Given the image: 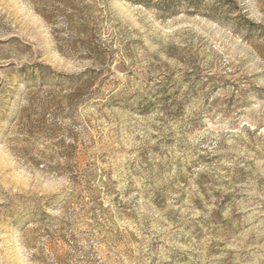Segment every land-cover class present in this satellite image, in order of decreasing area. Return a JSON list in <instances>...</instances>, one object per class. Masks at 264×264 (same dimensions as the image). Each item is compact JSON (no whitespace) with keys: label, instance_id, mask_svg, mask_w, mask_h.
Masks as SVG:
<instances>
[{"label":"rangeland","instance_id":"rangeland-1","mask_svg":"<svg viewBox=\"0 0 264 264\" xmlns=\"http://www.w3.org/2000/svg\"><path fill=\"white\" fill-rule=\"evenodd\" d=\"M0 264H264V0H0Z\"/></svg>","mask_w":264,"mask_h":264}]
</instances>
